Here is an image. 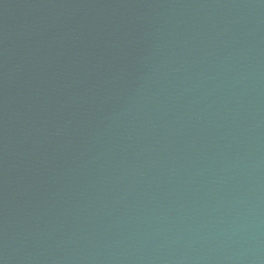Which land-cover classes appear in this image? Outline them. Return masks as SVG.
<instances>
[{"label":"water","instance_id":"obj_1","mask_svg":"<svg viewBox=\"0 0 264 264\" xmlns=\"http://www.w3.org/2000/svg\"><path fill=\"white\" fill-rule=\"evenodd\" d=\"M0 264H264V0H0Z\"/></svg>","mask_w":264,"mask_h":264}]
</instances>
